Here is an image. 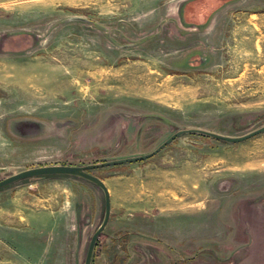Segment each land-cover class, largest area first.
<instances>
[{
	"label": "rangeland",
	"instance_id": "obj_1",
	"mask_svg": "<svg viewBox=\"0 0 264 264\" xmlns=\"http://www.w3.org/2000/svg\"><path fill=\"white\" fill-rule=\"evenodd\" d=\"M262 125L264 0H0V177ZM89 172L91 264H264V132ZM102 212L79 177L1 186L0 264H82Z\"/></svg>",
	"mask_w": 264,
	"mask_h": 264
},
{
	"label": "water",
	"instance_id": "obj_2",
	"mask_svg": "<svg viewBox=\"0 0 264 264\" xmlns=\"http://www.w3.org/2000/svg\"><path fill=\"white\" fill-rule=\"evenodd\" d=\"M262 132H264V125L252 131H249L245 134L239 135V136L222 135V134H218V133L200 129V128L178 129L174 131L173 133H171L166 139H164L153 150L147 153H143V154L135 155V156L118 158V159H112V160H107V161H101L98 163H89L85 165H66V164L41 165V166L26 168L18 172H8L2 177H0V187L10 182H13L15 180L21 179V178L33 177V176H39V175H48V174L71 175V176L85 179L95 184L96 186H98L102 192L103 212H102L101 219L99 220L95 228H93V230L89 234L88 241H87L85 251H84V255L82 258V264H91V258H92L95 239L98 233L102 230L109 216V195H108L107 188L105 184L103 183L102 179L94 175L93 173L89 172V170L103 167V166H110V165L144 160L154 155L158 150L164 147L167 143L171 142L174 138L180 135L186 134V133H196V134L207 136L212 139L223 141L226 143H237V142L244 141L248 138L254 137Z\"/></svg>",
	"mask_w": 264,
	"mask_h": 264
},
{
	"label": "flooded vegetation",
	"instance_id": "obj_3",
	"mask_svg": "<svg viewBox=\"0 0 264 264\" xmlns=\"http://www.w3.org/2000/svg\"><path fill=\"white\" fill-rule=\"evenodd\" d=\"M199 18H195V20H198Z\"/></svg>",
	"mask_w": 264,
	"mask_h": 264
}]
</instances>
